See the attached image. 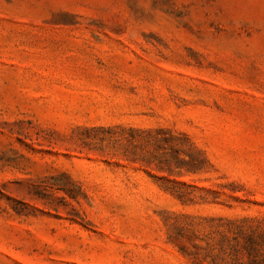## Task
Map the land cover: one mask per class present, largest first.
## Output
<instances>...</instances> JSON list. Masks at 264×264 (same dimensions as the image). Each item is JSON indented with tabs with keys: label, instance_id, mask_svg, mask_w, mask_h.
<instances>
[{
	"label": "rangeland",
	"instance_id": "rangeland-1",
	"mask_svg": "<svg viewBox=\"0 0 264 264\" xmlns=\"http://www.w3.org/2000/svg\"><path fill=\"white\" fill-rule=\"evenodd\" d=\"M0 264H264V0H0Z\"/></svg>",
	"mask_w": 264,
	"mask_h": 264
}]
</instances>
